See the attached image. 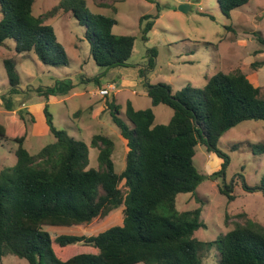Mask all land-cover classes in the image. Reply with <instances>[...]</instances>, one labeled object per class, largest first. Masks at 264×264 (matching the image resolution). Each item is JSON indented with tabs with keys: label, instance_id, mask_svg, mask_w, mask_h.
I'll use <instances>...</instances> for the list:
<instances>
[{
	"label": "trees",
	"instance_id": "trees-1",
	"mask_svg": "<svg viewBox=\"0 0 264 264\" xmlns=\"http://www.w3.org/2000/svg\"><path fill=\"white\" fill-rule=\"evenodd\" d=\"M249 1L217 3L229 19L233 10ZM33 3L34 0H0V45L13 40L19 55L33 53L47 67L67 66L65 51L46 23L61 9L71 13L85 29L94 62L103 69L95 80L110 69L128 65L135 38L113 34L116 21L90 13L85 0H62L36 17ZM148 18L152 19L146 16L141 20ZM152 25L148 22L142 30L144 41ZM3 66L8 95L19 94L14 61L5 60ZM70 87L67 81L55 82L52 87H39L36 93L47 102L49 97L66 94ZM147 96L152 107L164 105L173 111L168 124H155L151 108L135 110L127 102L122 109L113 101L106 103L112 123L126 141L121 173L115 170L111 136L94 134L88 146L55 128L46 104L45 121L54 142L35 154L23 146L24 127L16 126L9 134L0 124V141L11 140L17 145L16 164L0 170V262L12 255L28 264H202L203 253L215 250L219 264H264V225L245 212L232 218L225 214L224 226L231 229L212 241L202 242L194 236L206 228L201 209L179 212L176 207L178 195L195 194L205 179L193 164L198 145L223 157L224 169L229 159L216 148L221 137L242 122H264V97L259 88L242 71L234 70L209 77L201 89L186 86L174 94L167 84L149 85ZM2 105L10 110L4 101ZM89 147L98 150L97 168H89ZM254 149L255 153H264V145ZM221 171L209 177L220 176ZM240 181L247 192L259 190L247 186L241 176ZM219 191L228 201L233 200L226 185ZM121 205L122 225L97 236L52 238L42 229L89 224ZM74 245H80L81 251H66Z\"/></svg>",
	"mask_w": 264,
	"mask_h": 264
},
{
	"label": "rangeland",
	"instance_id": "rangeland-1",
	"mask_svg": "<svg viewBox=\"0 0 264 264\" xmlns=\"http://www.w3.org/2000/svg\"><path fill=\"white\" fill-rule=\"evenodd\" d=\"M61 1L34 0L32 13L35 17L45 14ZM85 4L90 13L116 21L113 34L135 38L127 66L110 69L95 80L103 69L94 62L84 37L85 29L71 13H63L61 9L55 11L46 23L53 28L58 43L65 51L67 66L47 67L33 53L19 55L14 50L13 40H6L0 45V124L9 134L16 126L25 128L28 135L23 146L28 153L35 154L54 142L48 131L43 132L47 130V124L42 107L32 112L27 110L32 106L46 104L55 128L65 130L69 136L89 146L92 128H82L75 114L88 111L98 99L113 101L122 109L127 102H132L136 108L146 106L143 102H149V97L144 90L148 83L167 84L174 94L186 86L201 89L208 78L216 73L240 70L264 97V0H250L247 5L233 10L229 19L221 13L217 0H85ZM182 5L188 6L184 12L180 10ZM146 16L152 19L141 20ZM148 22H153V25L144 41L142 30ZM9 59L14 61L20 81V92L13 96L8 95L9 86L3 66V62ZM113 79L118 87L109 97L100 98L92 94ZM124 80L127 85H122ZM62 81H67L71 86L66 94L57 95L52 101L48 98L47 102L42 101L44 97H38L36 90L39 87H52L55 82ZM134 91L138 95H134ZM2 101L10 110L2 105ZM172 115L169 107L159 105L155 109V123L166 125ZM101 120L103 124L94 128L93 133L101 132L112 137L115 143L112 156L115 170L121 173L125 167V148L121 146L124 139L112 123L108 111L101 115ZM33 129L36 130L35 135ZM256 145H264L262 121L242 122L221 137L216 148L229 159L224 169H221L223 157L207 151L201 145L195 148L193 164L205 179L195 194L178 195L176 207L179 212L201 209V219L206 228L194 233L198 240L212 241L219 234L229 231L231 227L226 228L223 223L225 214L232 218L245 212L251 219L264 225V153H255ZM16 147L11 140L0 141V170L16 164ZM97 167L98 150L89 147V168ZM220 171V176L209 177ZM240 176L247 186L259 190H244ZM224 185L230 188L228 195L233 196L232 201L220 193L219 188ZM120 186L123 190L122 184ZM123 210L124 206L121 205L106 217L81 226H43L42 229L52 238L62 235L93 237L121 226ZM80 248V245H74L66 251L75 253L81 251ZM215 254V250L203 253L202 264H219ZM0 264L28 263L7 255Z\"/></svg>",
	"mask_w": 264,
	"mask_h": 264
},
{
	"label": "crops",
	"instance_id": "crops-1",
	"mask_svg": "<svg viewBox=\"0 0 264 264\" xmlns=\"http://www.w3.org/2000/svg\"><path fill=\"white\" fill-rule=\"evenodd\" d=\"M126 80H124V81H122V85H127L126 84ZM108 84H113L114 86H115V90L117 89V87H118V84L117 83H115V80L113 79V80H110V81H107L106 83H105V85H101V86H107ZM149 84V83H148ZM148 84H146V86H145V95H147V86H148ZM150 85V84H149ZM115 90H114V92H115ZM92 94L93 95H96V90L95 91H93L92 92ZM134 95H138V93L137 92H135L134 91ZM144 95V96H145ZM94 98H97L96 96H94ZM49 99L52 101V100H55L56 99V97H49ZM49 99L47 100V101H49ZM149 99V98H148ZM149 102H147L146 103V101L145 102H143V105L144 104H147L146 106H143V107H138V108H136V107H134V105H133V103H132V106H133V108L135 109V110H143V109H147V108H149V107H151L152 109H153V111H154V122H155V109L158 107V106H156V107H152L151 106V100L149 99L148 100ZM108 101L107 100H101V99H98V100H96V101H94L91 105H90V107L88 108V111H86V110H84V111H81L80 113H79V116L77 115L76 116V118L79 120V123H80V125L82 126V128H83V126H84V128L85 129H89V128H92L91 130H92V133H91V137L94 135V133H93V130H94V128H97V127H100V125H102L103 123H102V120H101V115L103 114V113H105L106 111H107V107H106V103H107ZM40 105V104H39ZM42 107V109H43V107L44 106H32L31 108H29V109H27V110H29V111H31L32 112V110L33 109H35V108H41ZM97 123V124H96ZM156 124V123H155ZM91 126V127H90ZM47 128V127H46ZM48 131V128H47V130L45 129L43 132L44 133H46ZM36 132V130L35 129H33V133H34V135L36 134L35 133ZM48 133H49V131H48ZM101 133V132H100ZM96 134H98V133H96ZM105 134V133H104ZM27 135H28V132L26 131V139H27ZM108 135V134H107ZM110 136V135H109ZM124 146V148H125V151H124V153L126 154V152H127V147H126V141L124 140L123 142H122V144H121V146ZM125 157V156H124Z\"/></svg>",
	"mask_w": 264,
	"mask_h": 264
},
{
	"label": "built area",
	"instance_id": "built-area-1",
	"mask_svg": "<svg viewBox=\"0 0 264 264\" xmlns=\"http://www.w3.org/2000/svg\"><path fill=\"white\" fill-rule=\"evenodd\" d=\"M115 90V86L113 84H108L107 86L96 91V96L100 98H107L111 95V93Z\"/></svg>",
	"mask_w": 264,
	"mask_h": 264
},
{
	"label": "water",
	"instance_id": "water-1",
	"mask_svg": "<svg viewBox=\"0 0 264 264\" xmlns=\"http://www.w3.org/2000/svg\"><path fill=\"white\" fill-rule=\"evenodd\" d=\"M187 8H188V6H186V5H182V6H180V10H181L182 12H184Z\"/></svg>",
	"mask_w": 264,
	"mask_h": 264
}]
</instances>
